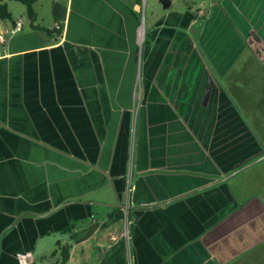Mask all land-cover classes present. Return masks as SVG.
Instances as JSON below:
<instances>
[{
    "label": "crops",
    "instance_id": "1",
    "mask_svg": "<svg viewBox=\"0 0 264 264\" xmlns=\"http://www.w3.org/2000/svg\"><path fill=\"white\" fill-rule=\"evenodd\" d=\"M33 11L0 49V264H58L57 243L65 264H264V204L223 181L260 148L235 112L257 148L229 159L228 123L213 137L204 115L211 83L245 51L264 56V0L153 11L140 46L135 0ZM223 28L237 45L228 65ZM250 57L236 83L253 80Z\"/></svg>",
    "mask_w": 264,
    "mask_h": 264
},
{
    "label": "rangeland",
    "instance_id": "2",
    "mask_svg": "<svg viewBox=\"0 0 264 264\" xmlns=\"http://www.w3.org/2000/svg\"><path fill=\"white\" fill-rule=\"evenodd\" d=\"M209 1L210 0H141L140 19L143 27H140L142 30L148 29V23L152 15L151 12L153 11L154 15H156L155 13H158L159 10L164 11L172 9L173 11H183V9L189 5L205 7L209 4ZM4 2L8 5L12 18H24L25 8L21 4L10 0H4ZM199 11L201 12L199 13L200 16L207 15L204 8H201ZM41 16L43 20H49L47 8H42ZM218 37L220 43L216 45L217 50L215 51L217 54L220 53L219 56L223 59L224 65H228L236 54L237 45L234 40L235 36L227 33L225 28H223ZM219 44L222 45L223 50H221L222 47L218 49L220 47ZM249 53L250 52L245 51L238 62H235L228 68L224 76L217 83L219 88L214 83H211L209 88L211 91L209 97L211 100L209 106L210 111L207 115L204 113L206 117L208 116V118L212 120L207 127H209V132L212 133L213 137L219 133L220 126H223L225 122L228 123L227 137L229 141V159H236L237 157L253 154L257 148L252 142L246 141L247 133L245 130L242 132L241 129L243 128L238 126L239 122L237 123L235 112L242 123L249 129V133L252 135L253 139H255L264 155V56L262 53V57L258 55H252V57H250ZM248 56L251 59L248 61V67L245 66V70L248 71L253 80L250 84L245 81L244 85H242L235 82L237 70L239 68L238 63H240V68H244ZM224 65H222V68L226 67ZM208 83L209 82L206 81L204 82L205 88L208 87ZM222 93L225 94L227 99ZM206 95L205 93V104H208ZM231 105L235 111L232 109ZM214 149L218 150L219 147H214ZM232 177H236L234 180L235 183L237 181L247 194H254V196H257L264 204V159Z\"/></svg>",
    "mask_w": 264,
    "mask_h": 264
},
{
    "label": "trees",
    "instance_id": "3",
    "mask_svg": "<svg viewBox=\"0 0 264 264\" xmlns=\"http://www.w3.org/2000/svg\"><path fill=\"white\" fill-rule=\"evenodd\" d=\"M10 1L17 2V3L21 4L25 8L26 18L32 22L33 18L35 17V14L33 11V5L37 2V0H10ZM135 4L138 6H141V0H135ZM59 11H60V7L58 5H54L52 7V16H53L54 22H57L59 19ZM0 21H3V22H6V21L11 22L12 21V16L8 12L6 5L3 3V0H0ZM261 155H263L262 151H261V154L259 156H261ZM117 214H118V217H117L118 220L123 219L124 214L120 210H118ZM127 221L129 222V228H130L131 227L130 224H132V218L130 216V208H128ZM66 231H68V229H66L63 232H66ZM56 246H57V249L53 252V254L59 252L58 264H65L68 260V250L69 249H68V247H61L60 248L59 243H57Z\"/></svg>",
    "mask_w": 264,
    "mask_h": 264
},
{
    "label": "built area",
    "instance_id": "4",
    "mask_svg": "<svg viewBox=\"0 0 264 264\" xmlns=\"http://www.w3.org/2000/svg\"><path fill=\"white\" fill-rule=\"evenodd\" d=\"M201 13V12H199ZM31 24V21L27 18H17L15 19L11 26L9 28H7V30L3 31L0 33V49L4 48L6 43H7V40L9 37L17 34V33H20L23 31V28L25 25H30ZM140 26L137 30V43L141 44V41H139V30H140ZM60 24L59 23H55L52 27V31L56 32V33H60ZM143 31V30H142ZM125 212H126V216H127V213H128V209H125Z\"/></svg>",
    "mask_w": 264,
    "mask_h": 264
},
{
    "label": "water",
    "instance_id": "5",
    "mask_svg": "<svg viewBox=\"0 0 264 264\" xmlns=\"http://www.w3.org/2000/svg\"><path fill=\"white\" fill-rule=\"evenodd\" d=\"M262 159H264V155L259 156L258 158L254 159L252 162L243 165L242 167L236 169L235 171H233L231 174H229L225 179H223V181H226L227 179L231 178L232 176L238 174L239 172L245 170L246 168H248L249 166L261 161ZM93 168V167H92Z\"/></svg>",
    "mask_w": 264,
    "mask_h": 264
},
{
    "label": "bare ground",
    "instance_id": "6",
    "mask_svg": "<svg viewBox=\"0 0 264 264\" xmlns=\"http://www.w3.org/2000/svg\"><path fill=\"white\" fill-rule=\"evenodd\" d=\"M142 34H143V31H142V28H140V30H139V41H141Z\"/></svg>",
    "mask_w": 264,
    "mask_h": 264
}]
</instances>
